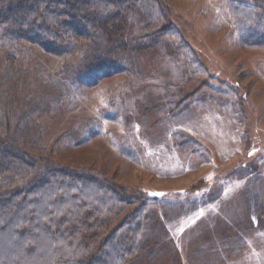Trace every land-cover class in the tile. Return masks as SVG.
Segmentation results:
<instances>
[{"label": "rangeland", "instance_id": "1", "mask_svg": "<svg viewBox=\"0 0 264 264\" xmlns=\"http://www.w3.org/2000/svg\"><path fill=\"white\" fill-rule=\"evenodd\" d=\"M159 2L163 18L150 0L137 3L139 14L174 24L193 53L176 50L171 37H155L119 70L71 86L77 73L92 69L84 61L104 54L103 39L85 57L83 41L69 54L27 44L32 57L15 62L22 83L0 92V141L10 137L31 167L0 195L20 197L50 165L86 170L125 195L137 190L154 198L143 211L139 249L122 264H264V45L230 34L221 0ZM136 19L132 12L133 26ZM58 70L65 71L54 79ZM171 85L174 98L183 97L175 113L164 97ZM33 104L43 108L35 120L45 126L34 147L20 125ZM122 206L117 215H101L103 228L85 231L89 257L136 209Z\"/></svg>", "mask_w": 264, "mask_h": 264}, {"label": "trees", "instance_id": "2", "mask_svg": "<svg viewBox=\"0 0 264 264\" xmlns=\"http://www.w3.org/2000/svg\"><path fill=\"white\" fill-rule=\"evenodd\" d=\"M140 1L0 0L3 79L0 92L6 91L9 95L22 83L19 76L23 71L15 62L19 55L32 57L27 44L39 45L55 54H69L75 44L83 41L81 54L85 57L88 50L93 49L92 45L103 39L104 54L84 61L83 66L92 69L76 72L71 86L82 79L92 83L101 74L119 70L123 67L122 61L133 60L139 52L154 45L155 37H171L175 39L176 50L186 48L188 53H193L174 24L162 25L139 14L137 3ZM150 1L155 4L154 16L158 13L163 18L159 0ZM221 1L230 21V34L247 45H264V0ZM132 12L137 15L134 26L129 21ZM64 71H56L54 79ZM44 76L47 77L45 71L39 72L43 87L48 84ZM171 87L173 90L164 91V97H168L169 105L174 102L171 110L175 113L183 97L175 99L177 90L174 85ZM31 94L25 96L27 102L33 100ZM42 111V107L33 104L20 121L24 136L31 138L26 144L31 146L38 144L45 131V126L35 120V115ZM27 155L10 137L0 141V188L10 186L26 174L31 167L25 158ZM46 171L49 173L46 177L31 178L20 197L10 199L0 195V253L9 249L7 255L1 254L0 264H122L138 251L143 211L154 198L137 190L125 195L115 190L107 178L86 170H63L50 165ZM118 204H134L136 209L113 235L104 239L97 255L89 257L87 252L93 246L85 231L92 227L103 228L107 220L101 215H117L123 208Z\"/></svg>", "mask_w": 264, "mask_h": 264}]
</instances>
